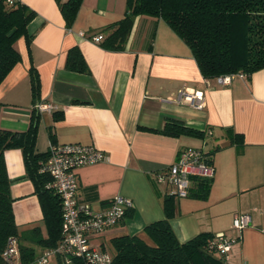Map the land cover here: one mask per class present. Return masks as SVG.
<instances>
[{"label":"crops","instance_id":"crops-1","mask_svg":"<svg viewBox=\"0 0 264 264\" xmlns=\"http://www.w3.org/2000/svg\"><path fill=\"white\" fill-rule=\"evenodd\" d=\"M20 1L35 12L27 26L32 37L29 47L23 37L16 40L21 59L0 83V127L24 131L35 112L39 152H46L52 139L104 151L105 161L77 168L78 199L94 210L105 208L115 195L132 205L117 224L90 237L89 245L107 252L111 238L143 235L147 224L163 219L167 186L157 183L155 174L173 163L181 148L197 147L213 150L209 156L214 175L205 198L193 195L202 180L193 183L187 197L174 198L170 225L177 239L224 232L232 240L228 264H264V68L218 85L202 76L189 46L160 18L137 16L124 50H109L103 39L93 42L79 35L104 38L105 28L123 17L126 0H82L70 28L56 0ZM74 46L82 54L85 72L65 66ZM31 65L39 76L37 97L31 92ZM184 88L201 90L204 106L179 103L178 92ZM38 103L53 108L38 111ZM167 119L206 130V135L154 131ZM228 130L243 136L242 146L230 143ZM4 159L18 231L39 226L45 234L20 150H5ZM238 214L251 216V224L239 231L232 227ZM19 244L34 247L36 255L43 251L25 240Z\"/></svg>","mask_w":264,"mask_h":264},{"label":"trees","instance_id":"trees-1","mask_svg":"<svg viewBox=\"0 0 264 264\" xmlns=\"http://www.w3.org/2000/svg\"><path fill=\"white\" fill-rule=\"evenodd\" d=\"M56 2L70 28L82 0ZM34 16L35 12L21 1L12 6L0 2V83L21 59L15 48L16 40L23 37L29 47L32 35L27 26ZM137 16L160 18L166 22L189 46L205 78L235 72L249 76L264 68V0H126L123 17L105 28L107 33L101 44L109 50H124ZM153 37L154 31L150 35L151 39ZM65 66L69 70L86 71L77 47L68 50ZM29 81L32 95L37 97L39 76L32 65ZM38 123L39 115L33 112L24 131L0 127V254L9 236H16L18 242L19 239L25 240L45 249L55 247L65 232L60 197L47 186L50 175L39 172L48 150L39 152L36 148ZM154 131L168 136L203 138L206 135V130L189 127L176 119L165 120L162 128ZM228 135L231 144L242 146L241 134L228 130ZM7 149H19L21 152L26 176L32 182L41 207L45 234L39 226L22 233L18 231L4 159ZM211 152L213 150L206 153L210 155ZM210 182L202 180L193 195L205 198ZM163 211L164 218L147 224L143 235L123 234L111 238V264H228L223 256L208 248L214 234L201 232L185 242L177 239L170 225L175 213L173 196L166 195L163 199ZM19 254L25 263H32L39 255H36L34 247L23 244H19ZM0 262L2 264L1 258Z\"/></svg>","mask_w":264,"mask_h":264},{"label":"built area","instance_id":"built-area-1","mask_svg":"<svg viewBox=\"0 0 264 264\" xmlns=\"http://www.w3.org/2000/svg\"><path fill=\"white\" fill-rule=\"evenodd\" d=\"M19 1L0 0L7 6ZM79 35L93 42H100L103 39L101 34L86 36L84 32H79ZM236 77L246 78L247 75L243 72H235L219 75L214 79L218 85L224 86L230 84ZM177 101L194 108H202L204 94L201 90L188 91L184 88L178 92ZM35 107L38 111H50L53 108L52 105L44 103H38ZM106 159L104 151L91 144L80 142L49 144L48 155L40 163L39 172L50 175L51 180L47 186L60 197L61 215L65 227L63 238L55 247L43 249L32 263H25L20 258L17 237L9 236L0 254L2 264H43L51 255L57 256L61 264L112 263L111 254L90 246L89 239L122 220L132 205L131 200L115 195L105 208L94 210L89 203L80 201L77 196V168ZM213 175L214 166L206 151L197 147H184L179 150L173 163L155 174V180L167 186L166 195L185 198L190 194L195 181L211 180ZM250 224L249 214L235 215L232 221V227L238 231ZM231 245L232 240L224 232L214 234L208 242V248L223 256L225 260L228 259Z\"/></svg>","mask_w":264,"mask_h":264},{"label":"rangeland","instance_id":"rangeland-1","mask_svg":"<svg viewBox=\"0 0 264 264\" xmlns=\"http://www.w3.org/2000/svg\"><path fill=\"white\" fill-rule=\"evenodd\" d=\"M90 246H93V245L90 243ZM106 250H107V252H108L109 254H111V253L113 252L112 247L109 246L108 244H107V249H106ZM43 264H57L56 256H55V255H51V256H49L47 262H45V263H43Z\"/></svg>","mask_w":264,"mask_h":264}]
</instances>
